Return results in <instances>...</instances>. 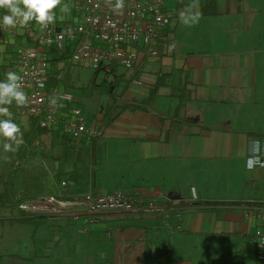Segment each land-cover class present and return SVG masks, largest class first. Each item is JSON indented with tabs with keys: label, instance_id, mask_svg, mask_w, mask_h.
Listing matches in <instances>:
<instances>
[{
	"label": "crops",
	"instance_id": "1",
	"mask_svg": "<svg viewBox=\"0 0 264 264\" xmlns=\"http://www.w3.org/2000/svg\"><path fill=\"white\" fill-rule=\"evenodd\" d=\"M56 14L60 19L57 10ZM215 41L223 52L208 50L203 41H198L197 52H191L189 46L176 42L168 53L160 47L158 59H144L140 66L118 69L114 74L123 91L121 101L132 105L147 97L161 73L169 77L145 109L120 108L113 116L97 117L102 134L84 147L91 148L92 159L96 158L95 147L99 148L96 170L101 171V182L96 177L89 185L87 168L80 166L84 180L68 182L64 189V197L71 198L84 194L87 190L80 191V187L86 183L95 194L120 190L158 205L156 212L99 213L88 231L83 228L77 233L98 237L106 231L107 240L100 245L105 264H194L198 255L214 249L207 242L215 238L238 237L251 242L255 250L251 238L255 223L243 217L242 207L190 205L193 189L195 201L200 202L264 203V168L249 172L245 166L250 143L264 141V45L261 41L237 52L235 47L241 44L235 37ZM215 41L211 44L218 50ZM12 118L21 120L16 115ZM108 118L114 120L106 126ZM74 162L62 161L36 187L46 191L49 179L59 187L61 182H54L55 176L66 179L64 174L73 169ZM247 180L255 192L248 190ZM97 184L100 190L95 188ZM33 190L27 189L17 203L16 219H26L20 209L22 202L42 195L35 192L32 197ZM174 197L178 198L172 200ZM200 242L205 243L199 247ZM89 253L90 249L83 258ZM87 258L86 264H96L94 257ZM256 264L264 262L257 260Z\"/></svg>",
	"mask_w": 264,
	"mask_h": 264
},
{
	"label": "built area",
	"instance_id": "2",
	"mask_svg": "<svg viewBox=\"0 0 264 264\" xmlns=\"http://www.w3.org/2000/svg\"><path fill=\"white\" fill-rule=\"evenodd\" d=\"M73 9L78 18L56 19L47 29L35 21L22 29L0 28V80L4 76L3 67L6 72L11 70L23 76L29 102L24 107L10 106L12 117L16 115L29 125L36 120L42 129L61 132L75 142H91L101 136L102 129L76 105L72 93L62 88L61 78L58 85L48 87L52 74L49 50L65 51L71 46L73 52L67 60L70 64L105 71L106 79L113 81V67L132 70L144 59H158L160 47H164L165 53L171 52L176 43L172 35L175 22L165 9V0H124L120 11H113L106 0H73ZM6 14L0 9V19ZM37 81H42L43 86ZM51 97L56 99L55 108L50 107ZM253 142L249 145V155ZM37 145L39 142L26 144V151L29 153ZM259 146L264 150V141H259ZM66 187L67 183L62 181L60 194ZM192 195L195 201L194 189ZM20 209L28 216L71 217L86 231L102 212L159 211L155 202L137 195L120 190L95 194L92 189L71 198L40 195L22 203ZM242 209L243 217L255 223L251 238L257 260L264 262V203L249 201Z\"/></svg>",
	"mask_w": 264,
	"mask_h": 264
},
{
	"label": "rangeland",
	"instance_id": "3",
	"mask_svg": "<svg viewBox=\"0 0 264 264\" xmlns=\"http://www.w3.org/2000/svg\"><path fill=\"white\" fill-rule=\"evenodd\" d=\"M64 3L68 4L70 11L61 13L57 9L59 18L61 19L62 15L67 16L68 21L78 18L79 16L73 9V0H64ZM190 3L191 0H165V9L177 24L175 28L176 42L185 47L189 46L193 49L191 52H197L199 49L198 41H203V44L208 46V50H211L212 47L214 52H223L221 46L218 45L220 42L215 41L220 37L225 39L235 37L241 44L239 47H235L237 52L244 51L250 45L252 49L253 44L261 41L264 45V0H200V12L214 10L218 14L214 17L202 15L198 23L187 27L181 23L179 12ZM211 40L216 42L218 50L213 47ZM50 66L52 73L55 72V76L61 78L62 88L72 93L77 100L76 105L96 125L99 123L97 117L100 115L113 116L116 110L122 107L123 91L118 87L114 93L109 91L105 71H95L70 64L68 61L59 63L55 68ZM118 69L122 68L118 67ZM13 120L21 127L24 143L17 151L5 153L2 147L4 141L0 140V192L7 191L15 201L8 206L0 207V264H86L87 257L90 256L94 257L96 264H105L106 260L101 258L100 245H103L105 239L107 240L106 231L99 232L98 237L93 234L85 235L88 233L79 235L77 233L83 232V226L74 223L71 217L42 215L24 220L16 219L17 203L22 201L27 189H35L30 193L32 197L35 192L42 195L44 193L45 196L60 195L62 197L65 196L66 189L62 190L60 194V186H56L50 179L46 191H44V187H36L42 176L50 178V171L57 170V167L64 161L62 158L63 144L58 139V133L50 132L46 135H32L33 137H31L28 136L29 134L27 135L30 129L28 123L22 119L13 118ZM33 142H39V145L28 153L26 144L31 145ZM76 143L84 146L87 142ZM95 148L96 158L92 159L88 152L84 154V159L87 161L85 166L89 185L93 179L95 181L96 177L98 183L101 182V171L97 172L96 170L100 159V156H97L99 148ZM54 180V182L65 181L67 186L69 185L64 178L59 180L55 176ZM246 182L248 190L251 188V192H255V190L252 191L253 183L250 180ZM109 184L113 185L114 183ZM95 188L100 190L98 184ZM90 190L91 188H88L86 183L80 187V191L83 192ZM247 193L248 191H246ZM223 195V192L218 193L220 197ZM200 243L199 247L205 242ZM210 243L214 249H207L198 255L194 259V264L257 263L256 252L248 240L238 237L232 240L215 238L211 242H207V244ZM63 246L67 249H64ZM89 249L90 255L84 259L83 257L88 254Z\"/></svg>",
	"mask_w": 264,
	"mask_h": 264
},
{
	"label": "clouds",
	"instance_id": "4",
	"mask_svg": "<svg viewBox=\"0 0 264 264\" xmlns=\"http://www.w3.org/2000/svg\"><path fill=\"white\" fill-rule=\"evenodd\" d=\"M113 11L124 8V0H106ZM200 0H191L185 9L179 12V19L187 27H192L199 22L202 12L199 11ZM0 9L7 12L0 19V28L16 29L26 28L35 21L42 29H47L57 19L56 10L61 13L70 11L64 0H0ZM62 18V17H61ZM43 86L42 81H37ZM29 97L24 91L23 76L15 71L5 73V79L0 80V140H3L5 153L15 152L24 143L21 127L14 122L10 106L24 107L28 104ZM50 107H56L55 97L49 101ZM259 141L253 142V148L246 160V170L254 171L257 167L264 168V158ZM243 155V153H242Z\"/></svg>",
	"mask_w": 264,
	"mask_h": 264
},
{
	"label": "trees",
	"instance_id": "5",
	"mask_svg": "<svg viewBox=\"0 0 264 264\" xmlns=\"http://www.w3.org/2000/svg\"><path fill=\"white\" fill-rule=\"evenodd\" d=\"M211 12V13H210ZM217 13L213 10L211 11H203L202 15L207 16V15H216ZM73 49L71 46H68L67 49L65 51H58L56 48H51L49 50V59H50V65H52V67H57V65L63 61H67L71 55H72ZM51 68V66H50ZM117 71L116 67H113V73L115 74ZM5 73L6 70L3 67V80L5 79ZM52 73V71H51ZM55 72L51 74L49 80H48V87L51 88L53 86L58 85L59 83V77L56 75L55 76ZM169 77V74H164L161 73L158 78L157 81L155 82L154 86L150 89L147 97L143 98L138 105H132V104H123L121 107V111H127L130 110L132 112L138 111V110H142L145 109L147 106H150L156 96L158 95V92L160 90V88H162L163 86L166 85V81ZM118 77L114 78L113 81H109L108 79L106 80L107 84H108V89L109 91L111 90L114 93V90L117 87V81ZM113 89V90H112ZM12 107L14 108L15 105H12ZM114 120V118L111 119H107L106 120V126L109 125L112 121ZM50 133V131L46 130V129H42L41 127H39L38 123L36 120H33L30 123V129H29V133H27L28 136H38V135H43V134H48ZM54 133H58V139L60 140V142L63 144V160L68 163L71 160H75V162L73 163V169L68 172L65 173L64 175L66 176V179L68 182H73V183H80L84 180V178L86 177L83 173V170L80 169V166H85L86 165V160L84 159L85 156V152H88L89 154H91V156L93 157V153L90 147H84V146H79L75 141H73L71 138H69L67 135L62 134L61 132L58 131H54ZM33 135V136H32ZM85 142V141H83ZM86 171V169H85ZM62 175H58L57 178H60ZM12 202H15L13 200V198L11 196L8 195L7 191H3L0 192V207H5L10 205ZM212 204H232L234 206H238V207H243L247 204H249L248 201H238L236 203H227V202H200V201H194L192 202L190 205L196 206V207H200V206H204V205H212ZM13 206V204H12ZM26 218H30L32 216H28L25 215Z\"/></svg>",
	"mask_w": 264,
	"mask_h": 264
},
{
	"label": "water",
	"instance_id": "6",
	"mask_svg": "<svg viewBox=\"0 0 264 264\" xmlns=\"http://www.w3.org/2000/svg\"><path fill=\"white\" fill-rule=\"evenodd\" d=\"M113 90V89H112ZM178 197H174L172 200H174V199H177ZM145 264H146V261H145Z\"/></svg>",
	"mask_w": 264,
	"mask_h": 264
}]
</instances>
